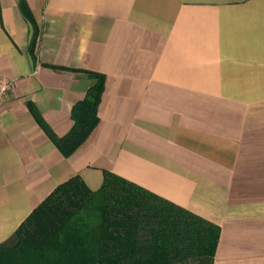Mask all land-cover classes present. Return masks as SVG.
Masks as SVG:
<instances>
[{"label": "crops", "instance_id": "obj_1", "mask_svg": "<svg viewBox=\"0 0 264 264\" xmlns=\"http://www.w3.org/2000/svg\"><path fill=\"white\" fill-rule=\"evenodd\" d=\"M0 0V243L104 170L216 223L212 264H264V0ZM104 75L98 122L54 143Z\"/></svg>", "mask_w": 264, "mask_h": 264}, {"label": "trees", "instance_id": "obj_2", "mask_svg": "<svg viewBox=\"0 0 264 264\" xmlns=\"http://www.w3.org/2000/svg\"><path fill=\"white\" fill-rule=\"evenodd\" d=\"M88 74L93 82L72 106L66 134L56 135L35 110L65 154L99 119L104 75ZM218 237L216 223L104 170L95 190L78 174L58 184L0 243V264H212Z\"/></svg>", "mask_w": 264, "mask_h": 264}, {"label": "built area", "instance_id": "obj_3", "mask_svg": "<svg viewBox=\"0 0 264 264\" xmlns=\"http://www.w3.org/2000/svg\"><path fill=\"white\" fill-rule=\"evenodd\" d=\"M10 83H0V102H2L7 93H8V89H9Z\"/></svg>", "mask_w": 264, "mask_h": 264}]
</instances>
